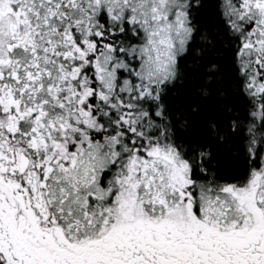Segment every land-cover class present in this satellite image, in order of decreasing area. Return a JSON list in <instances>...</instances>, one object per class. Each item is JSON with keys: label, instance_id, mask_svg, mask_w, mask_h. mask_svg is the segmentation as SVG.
Instances as JSON below:
<instances>
[{"label": "snow or ice", "instance_id": "6c2138e0", "mask_svg": "<svg viewBox=\"0 0 264 264\" xmlns=\"http://www.w3.org/2000/svg\"><path fill=\"white\" fill-rule=\"evenodd\" d=\"M0 264H264V0H0Z\"/></svg>", "mask_w": 264, "mask_h": 264}, {"label": "trees", "instance_id": "16d2710c", "mask_svg": "<svg viewBox=\"0 0 264 264\" xmlns=\"http://www.w3.org/2000/svg\"><path fill=\"white\" fill-rule=\"evenodd\" d=\"M200 57H199V53L198 52H194L193 53V59L195 60V59H199ZM191 68H192V64H191V62L189 63V70H191ZM189 84H191L192 83V80H191V78L187 81Z\"/></svg>", "mask_w": 264, "mask_h": 264}]
</instances>
